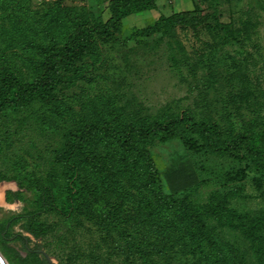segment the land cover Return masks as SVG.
I'll return each mask as SVG.
<instances>
[{
	"label": "rangeland",
	"instance_id": "1",
	"mask_svg": "<svg viewBox=\"0 0 264 264\" xmlns=\"http://www.w3.org/2000/svg\"><path fill=\"white\" fill-rule=\"evenodd\" d=\"M107 3L0 0V47L19 78L31 79L39 71V45L53 40L63 44L73 31L71 15L107 19ZM185 10H196L205 24L140 33L161 16ZM121 24L116 39L96 41L85 71L61 85L60 109L35 103L0 115V252L9 264H47L38 250L46 251L54 264H130L112 251L115 243L103 227L98 205L84 201L99 183L102 201L111 203L117 184H100L97 171L84 165L71 183L67 164L57 162L69 133L85 122L117 117L113 126L122 129L132 121L187 115L221 126L231 121L241 131L253 123L256 132L264 133V0H157L155 9L129 13ZM94 144L96 154L106 155L105 161L113 165L121 153L125 159L131 155L135 170L124 175L119 189L133 198L148 195L141 183L142 165L135 163L139 159L122 151L114 137L100 134ZM141 144L157 162L163 196L224 210L222 218L203 215L222 241L235 246L243 241L241 232L229 227H264V171L254 167L244 149L194 152L179 139ZM176 206L158 204L155 210L166 220L181 221L173 211ZM232 208L240 215L225 214ZM31 224L47 229L35 236L28 231ZM167 235L177 241L175 234ZM118 244L124 245L121 237ZM238 252L249 256L241 247ZM185 256L183 260L193 263Z\"/></svg>",
	"mask_w": 264,
	"mask_h": 264
},
{
	"label": "trees",
	"instance_id": "2",
	"mask_svg": "<svg viewBox=\"0 0 264 264\" xmlns=\"http://www.w3.org/2000/svg\"><path fill=\"white\" fill-rule=\"evenodd\" d=\"M107 4L110 11L107 19L99 15L93 19H86L81 14L71 15L73 31L63 44L53 40L49 44L39 45V71L31 79L19 78L10 63L6 49L0 47V115L9 108L20 109L35 103H40L44 108L60 109L58 103L61 100V85L68 84L73 81L72 77L75 74L85 71V59L93 51L96 41L116 39L121 32L123 16L155 9L157 0H108ZM203 24H205V18L197 14L196 10H185L174 12L168 17L161 16L154 23L143 28L140 33L143 35L161 31L168 33L169 28L176 26L197 29ZM115 122L118 123L117 117L99 122H85L82 127L73 129L69 133L64 148L57 155L58 163L67 164L71 183H73L74 175L79 174L78 168L84 165L97 171V176L102 179L100 184L107 182L110 187L117 184L116 199L111 203L106 204V201H102L103 195L99 183L84 195V201L92 204L93 207L98 205L97 207L100 208L101 222H105L103 227L106 226L105 228L109 229L108 234L115 243L112 249L114 253L122 256L123 260L130 264L140 262L142 264H199L200 262L202 264H256V261L264 262V227L247 223H242L239 227H229L232 230L238 229L243 241H240L239 246L222 241L215 233V227H208L204 222L203 215H215L222 218L224 210L216 206H198L191 203L188 198L163 196L158 186L157 162L153 153L141 144L146 145L153 140L166 142L179 139L194 152L210 150L229 154L232 151L244 149L253 161L254 167L264 171V133L256 132L253 123H248V128L241 131L231 121L228 125L221 126L217 121L210 119L195 121L187 115H173L153 122L132 121L124 123L122 129L113 126ZM100 134L114 137L122 151L125 150L127 151L125 153H131L136 157L135 159H139L135 163L142 165L141 183L148 195L133 198V194L126 196L122 193L124 189H119L122 184L120 180L135 170L134 161H129L131 155L128 154V159H125L124 154L121 153L118 164L107 163L104 157L106 155L96 154L93 148ZM257 139L260 140V144L256 143ZM148 197H154L158 204L165 205L167 209L177 205L173 211L180 216L181 221L164 219L161 216L162 212L155 210L158 204L147 202ZM228 212H233V216L240 215L233 208L225 210V214ZM69 214L71 217L74 216L73 212H68ZM184 219L189 221V225L184 224ZM33 221L34 219L31 218L30 222L33 223ZM37 227H41V230H37ZM46 229L43 224L35 225V227L31 224L28 227V231L35 236H41L44 234L42 230ZM113 229L118 234H115ZM167 232L175 234L177 241L167 235ZM120 237L124 245L118 244ZM61 238L65 239V237ZM240 247L249 256L245 258L239 254ZM187 254L190 255L193 263L183 260ZM212 257H214L213 261ZM45 262L49 263L47 258Z\"/></svg>",
	"mask_w": 264,
	"mask_h": 264
},
{
	"label": "water",
	"instance_id": "3",
	"mask_svg": "<svg viewBox=\"0 0 264 264\" xmlns=\"http://www.w3.org/2000/svg\"><path fill=\"white\" fill-rule=\"evenodd\" d=\"M39 252H41L42 254H44L48 260V262L50 264H54L52 258L50 257V255H48V253L44 250H39ZM0 264H9V262L6 260V258L2 255V253L0 252Z\"/></svg>",
	"mask_w": 264,
	"mask_h": 264
}]
</instances>
